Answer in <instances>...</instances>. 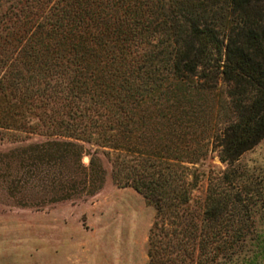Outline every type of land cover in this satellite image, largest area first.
Instances as JSON below:
<instances>
[{
  "label": "trees",
  "instance_id": "trees-1",
  "mask_svg": "<svg viewBox=\"0 0 264 264\" xmlns=\"http://www.w3.org/2000/svg\"><path fill=\"white\" fill-rule=\"evenodd\" d=\"M0 13V185L17 204L91 194L110 175L153 209L144 264H264V191L230 164L264 136V0H14ZM88 155L86 164L81 156ZM47 195L27 201L29 194ZM257 233V232H256Z\"/></svg>",
  "mask_w": 264,
  "mask_h": 264
},
{
  "label": "rangeland",
  "instance_id": "rangeland-1",
  "mask_svg": "<svg viewBox=\"0 0 264 264\" xmlns=\"http://www.w3.org/2000/svg\"><path fill=\"white\" fill-rule=\"evenodd\" d=\"M13 2L0 0V13ZM221 89L218 80L204 153L193 164L199 170V180L192 195L199 199L204 194L207 177L220 175L228 167L235 173L237 182H247L252 188L264 191V136L230 164L217 156L212 133L216 98ZM38 139V136L17 141L2 139L0 151ZM115 152L110 150L109 157L97 152L104 174L100 187L91 194L21 206L17 204L20 195H11L0 185V264H144L153 209L132 187L118 186L112 181L110 158ZM87 160L88 155L83 154L82 164ZM27 193L25 190L23 194ZM29 195L27 201L47 196ZM252 221L255 230L249 240L254 242L260 233L264 241V210L255 213Z\"/></svg>",
  "mask_w": 264,
  "mask_h": 264
}]
</instances>
